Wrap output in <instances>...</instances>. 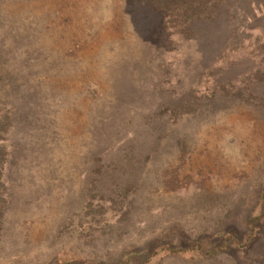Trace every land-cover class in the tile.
<instances>
[{
	"label": "rangeland",
	"instance_id": "1",
	"mask_svg": "<svg viewBox=\"0 0 264 264\" xmlns=\"http://www.w3.org/2000/svg\"><path fill=\"white\" fill-rule=\"evenodd\" d=\"M209 15L0 0V264H264V0Z\"/></svg>",
	"mask_w": 264,
	"mask_h": 264
},
{
	"label": "trees",
	"instance_id": "2",
	"mask_svg": "<svg viewBox=\"0 0 264 264\" xmlns=\"http://www.w3.org/2000/svg\"><path fill=\"white\" fill-rule=\"evenodd\" d=\"M228 1L229 0H149V3L154 12L161 13L167 18H174L176 16L183 24H187L210 19V10L222 6ZM168 251L173 252L174 250L170 248ZM187 251L192 250L189 249Z\"/></svg>",
	"mask_w": 264,
	"mask_h": 264
}]
</instances>
